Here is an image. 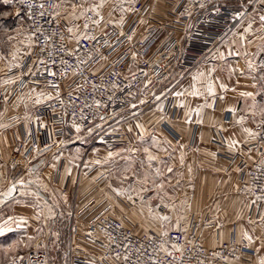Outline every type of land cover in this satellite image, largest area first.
I'll return each instance as SVG.
<instances>
[{
	"label": "crops",
	"instance_id": "obj_1",
	"mask_svg": "<svg viewBox=\"0 0 264 264\" xmlns=\"http://www.w3.org/2000/svg\"><path fill=\"white\" fill-rule=\"evenodd\" d=\"M134 1L124 8L126 11L118 5L97 9L103 16L102 22L110 21L121 26L130 17ZM255 2L262 6L233 24L217 44L216 52L205 54L185 74L170 72L153 94L139 95L130 108L105 121L107 128L125 133L124 141L105 144L96 140V147L88 150L87 156L83 154L82 158L79 155L83 136L92 134L90 130L95 127L59 136L46 118L34 115L39 105L62 92L63 87L53 89L44 84L31 85L16 94L11 103L0 102V187L10 170L29 169L31 175L34 173L31 166L42 161L36 171H41L43 181L59 193L58 201L66 214L68 244L63 250L66 258L63 264H73L74 259L79 258L98 264H122L116 258H106L98 247L84 239L86 221L100 212L122 219L136 233L176 229L177 222L179 228L189 229L193 215L217 216L222 224L206 232L205 245L214 247L234 238L253 251V254L230 259L225 264H260L264 260V204L250 210L237 192L242 166L237 160L231 163L227 158L236 152L248 163L264 158V140L249 136L245 131H252L257 123L264 121L261 114L264 111V22L260 20L264 15V3L245 0L236 6L251 9ZM96 5L99 4L92 0H57L55 12L65 25L72 45L83 34L78 23L81 14ZM167 17L165 0H155L154 11L142 22L141 30L163 23ZM249 24L250 31L247 30ZM69 28L73 31L69 32ZM32 45L31 35V48ZM0 59V76L10 68H16L9 65L5 57L0 56ZM137 63L134 57L130 70H134ZM213 67L216 69L214 73L211 71ZM198 73H204L199 83L193 79ZM209 77L216 87L215 97L206 92ZM17 78L16 74L2 81ZM221 84L227 91L220 87ZM194 88H200L204 94L189 95ZM177 92L183 95L176 96ZM168 103L176 109L173 119L165 113ZM11 115L17 117L7 121ZM30 133L35 137L36 150L27 160L20 159L21 165L11 167L8 161L15 146ZM262 137L264 139V135ZM190 144L195 145L193 150L187 149ZM252 144L257 146L249 147ZM260 148H263L262 153ZM109 153L113 156L106 159ZM149 153L157 158L151 163ZM97 160L99 164L95 163ZM117 162L122 164L121 168L116 167ZM168 167H172L171 173L167 171ZM145 174L149 177L144 185L147 191L139 192L141 184L138 181L144 180ZM32 185L39 187L36 182ZM113 189L126 190L125 195L118 196ZM41 197L56 210L50 222V238H53L56 235L55 220L61 217V209L47 194ZM147 202H152V209L146 206ZM166 204L176 205V210L165 207ZM33 211L29 206L30 228ZM161 215L169 216L170 220L153 218ZM245 233L253 238L251 245ZM47 247L50 249V245Z\"/></svg>",
	"mask_w": 264,
	"mask_h": 264
},
{
	"label": "built area",
	"instance_id": "obj_2",
	"mask_svg": "<svg viewBox=\"0 0 264 264\" xmlns=\"http://www.w3.org/2000/svg\"><path fill=\"white\" fill-rule=\"evenodd\" d=\"M10 1L26 21L33 45L19 67L10 68L0 76V102L11 103L16 94L31 85L63 87L62 92L39 105L34 115L46 118L59 136L73 135L77 126L80 129L99 126L96 139L105 144L122 142L126 135L99 123L130 108L139 95L153 94L170 72L182 75L190 71L235 22L262 6L256 2L251 9L236 6L245 0H165L167 19L141 30L142 22L154 11L155 0H135L130 17L121 26L110 21L96 24L94 21L100 19L96 13L85 11L78 21L83 34L72 45L65 25L55 12L57 0ZM89 36L95 39H87ZM134 57L137 67L130 70ZM16 74L15 83L2 81ZM165 113L173 119L176 109L168 103ZM16 117L11 115L6 120ZM251 132L264 140V121L257 123ZM253 146L257 145H249ZM36 148L33 133L26 135L15 146L8 164L16 168L21 165L20 159L27 160ZM194 148V144L187 146L188 150ZM260 150L262 153L263 148ZM227 158L231 163L237 160L242 166L237 192L251 211L262 207L264 158L248 163L238 152ZM147 206L151 208V202H147ZM190 222L189 229L136 233L122 219L100 212L86 221L84 239L98 247L106 258H116L122 264H225L230 259L253 254L245 243L234 238L214 247L205 245L206 232L222 224L217 216L197 214ZM164 232L168 235H163ZM47 261L48 247L45 241L39 240L24 256L5 264H46ZM73 264L98 263L79 258L74 259Z\"/></svg>",
	"mask_w": 264,
	"mask_h": 264
},
{
	"label": "rangeland",
	"instance_id": "obj_3",
	"mask_svg": "<svg viewBox=\"0 0 264 264\" xmlns=\"http://www.w3.org/2000/svg\"><path fill=\"white\" fill-rule=\"evenodd\" d=\"M92 1L96 4L101 3V0ZM130 1L131 0H103V7L118 5L124 9L130 4ZM29 45H31V35L26 21L18 14L11 1L5 3L4 0H0V56L5 57L9 65L19 64L28 52H30L31 46ZM216 51L217 45L210 52ZM14 53L16 56L15 59H13ZM104 124L105 122L99 123V125ZM98 127L90 130L92 134L83 136V145L79 155L80 158H82L83 154L87 156L88 150L96 147V137L100 131ZM87 129L88 128H86V130ZM82 130L85 131V129H81L80 131ZM88 131L85 133H88ZM117 163L118 166L116 167L121 168L122 164L119 162ZM40 172L35 171L30 175L29 169L18 172L10 170L5 182L1 186V193H6L11 185L16 183V191L11 199L0 196V200H3V203H0V225H4V222L8 220L9 217L14 218L9 224L4 225L6 228L10 227L12 231H7L4 235L0 236V264H5L11 260L24 256L35 247L39 240H44L47 245H50L46 264H55L56 262L57 264H63V261L66 259L64 257L65 252L63 251L68 244V235L66 234L67 220L64 218L66 214L63 213L64 211L59 204V193L56 190H52L48 186V183L43 181ZM21 179L28 185L27 188H22L21 185L17 183ZM29 181H35L39 187L37 188L29 184ZM21 192H27L29 194L21 195ZM38 192L50 196L54 203L61 209V217H57L55 220L56 235L53 236V238H50V235H52V231L50 230L52 216L49 217L48 209L51 208L53 214L56 210L52 205H48ZM30 193H37L39 199ZM29 206H32L34 209V218L31 228L29 226ZM152 207L153 204L151 202V208L149 209H152ZM41 211H43V215L40 214ZM21 218H23L26 223L20 222Z\"/></svg>",
	"mask_w": 264,
	"mask_h": 264
},
{
	"label": "snow or ice",
	"instance_id": "obj_4",
	"mask_svg": "<svg viewBox=\"0 0 264 264\" xmlns=\"http://www.w3.org/2000/svg\"><path fill=\"white\" fill-rule=\"evenodd\" d=\"M4 2H5V3H9L10 0H4ZM261 3H264V0H261ZM103 6H104V4H103V0H101V3H100L99 5H96L95 7H92V8L86 9V11H93V12H95L96 15L100 18L99 20L94 21V23H96V24H99L100 21L103 20V16H102V15L100 14V12L97 10V9H99V8H102ZM40 7L43 8L44 5L41 4ZM57 7H58V6H57ZM201 7H203V5H201ZM123 10L126 11V9H123ZM73 11L75 12V6H73ZM41 15H43V13H41ZM81 15H83V13H82ZM260 20H261L262 22H264V15H262V16L260 17ZM121 23H123V20H121ZM84 27L87 28V27H88V24L86 23ZM247 30H248V31L251 30V24H249V28H248ZM18 31H19V30H18ZM72 31H73V30H72L71 28H69V32H72ZM121 35H123V33H121ZM86 38L89 39V40L95 39V37H93V36H89V37H86ZM241 40H243V37H241ZM29 46H31V45H29ZM231 54H232L231 51H229V55H231ZM15 58H16V56H15V53H14V54H13V59H15ZM220 58H221V59L224 58V54H223V53L220 54ZM41 63H43V61H41ZM14 66H15V67H19L20 65H14ZM249 66L251 67V65H249ZM211 71H212V73H214V72L216 71L215 67H213ZM51 74H52V75H55V73H51ZM203 77H204V73H198L197 76L193 77V79L196 80V81L199 83V82L202 81V78H203ZM5 83H15V81H14V80H13V81H6ZM220 87H221V88H224L225 91H227V88H226L225 85L221 84ZM206 92H207L208 95L213 96V97H215V95H216V87H215L214 83L211 81L210 77H209L208 82H207ZM188 94H189V95H192V96H201V95H203L204 93H202V91H201L200 88H194V90H193L192 92L188 93ZM181 95H183V93H181V92H177V93H176V96H181ZM49 99H51V97H49ZM157 99H160V98L157 97ZM39 102H40V101L37 100V103H39ZM141 103H143V101H141ZM181 106L183 107V105H181ZM208 106H211V105H208ZM133 107H135V105H133ZM162 110H163V109L161 108V111H162ZM229 111H233V110H232V109H229ZM261 114L264 115V111H262ZM25 119H28V117L26 116ZM102 119H103V117H102ZM201 122H202V121H201ZM242 122H243V121H241V123H242ZM137 127H141V128H142L141 125H137ZM80 130H81L80 127L77 126V127H76V131L79 132ZM129 131H131V129H129ZM245 131L248 133L249 136H255V135H256L255 133H252V132L249 131L248 129H245ZM146 151H147V150H146ZM112 156H113V154H112V153H109V156H108L106 159H111ZM77 158H78V157H77ZM57 159H58V157H57ZM155 159H157V158L154 157L151 153L148 154V160H149V163H151V161H153V160H155ZM95 163L99 164L100 161L97 160V161H95ZM53 167H55V165H53ZM167 171H168L169 173H171V172L173 171L172 167H168ZM156 175L159 176V175H160V172L157 171ZM125 179H127V177H125ZM148 180H149V177L147 176V174H145V178H144V180H142V181H138V183L141 184V188H140L139 192L147 191V188L144 187V185H147ZM153 182H154V181H153ZM17 183H19V184L21 185L22 188H27V187H28V185L25 184V182H24L23 179L19 180ZM29 183H35V181H29ZM159 187L162 189V188H163V185L161 184V185H159ZM15 191H16V183H13V184L11 185V187L8 189V191H7L6 193H0V196H3V197H6V198L11 199V198L13 197ZM113 191H114L118 196H123V195H125V191H126V190L113 189ZM139 192H138V195H139ZM26 194H29V193H27V192H21V195H26ZM30 194L33 195V196H36V198L39 199V196H38L37 193H30ZM129 199H131V197H129ZM141 199L143 200V197H142V196H141ZM168 199L171 200L172 198H171V197H168ZM0 203H3V200H0ZM165 207H170L172 211H175L177 206H176V205H167V204H166ZM40 214L43 215V211H41ZM48 215H49V217H51V216L53 215V213H52V209H51V208L48 209ZM153 218H154V219H159V220H161V221H169V220H170V217H169V216H164V215H161V216H154ZM13 219H14V218L9 217L8 220H6V221L4 222V225L9 224ZM20 222L26 223V221L23 220V218H21V221H20ZM4 225H0V236L4 235L5 232H7V231H12V229H11L10 227H9V228H6ZM176 230L179 231V223H178V222H177V224H176ZM163 235L167 236L168 233H167V232H164ZM244 235H245V238L248 240L249 245H251V244L253 243V238H252L251 236H249L247 233H245ZM172 247H173V248H176L178 251H180V249L177 248L176 245H173ZM161 249L167 252V249H164L163 245H161ZM258 251H259V249H257V252H258ZM167 254H168V255H171L172 253H171V252H168ZM118 258H119V257H118ZM21 259H22V258H21ZM125 259H127V256L125 257ZM14 264H15V262H14ZM260 264H264V260L260 261Z\"/></svg>",
	"mask_w": 264,
	"mask_h": 264
},
{
	"label": "water",
	"instance_id": "obj_5",
	"mask_svg": "<svg viewBox=\"0 0 264 264\" xmlns=\"http://www.w3.org/2000/svg\"><path fill=\"white\" fill-rule=\"evenodd\" d=\"M104 118V117H103ZM42 164V161H39L38 163H35L31 166V171L35 172L37 170V168ZM33 184V183H30ZM40 196H43V194L41 192H38Z\"/></svg>",
	"mask_w": 264,
	"mask_h": 264
}]
</instances>
